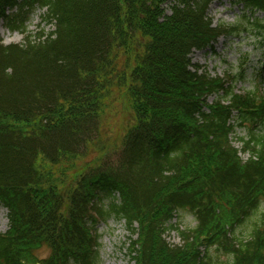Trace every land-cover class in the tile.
I'll use <instances>...</instances> for the list:
<instances>
[{
  "label": "trees",
  "instance_id": "trees-1",
  "mask_svg": "<svg viewBox=\"0 0 264 264\" xmlns=\"http://www.w3.org/2000/svg\"><path fill=\"white\" fill-rule=\"evenodd\" d=\"M214 1L173 0L167 14L169 0H0V24L23 35L8 45L0 36V206L9 222L0 264H28L46 242L53 253L36 264H97L99 226L110 219L132 235L136 264H264V92L238 93L245 71L212 76L191 58L222 37H251L263 73L264 0H233L236 21L217 25ZM37 9L53 30L29 31ZM131 43L133 69L128 76V60L116 76L133 98V125L118 160L77 182L64 216L65 197L43 192L37 160L87 154L115 50ZM237 128L247 131L246 160L230 140ZM180 212L196 226L173 224ZM170 230L181 244L166 241Z\"/></svg>",
  "mask_w": 264,
  "mask_h": 264
},
{
  "label": "rangeland",
  "instance_id": "rangeland-1",
  "mask_svg": "<svg viewBox=\"0 0 264 264\" xmlns=\"http://www.w3.org/2000/svg\"><path fill=\"white\" fill-rule=\"evenodd\" d=\"M173 0L165 5L167 14H170L169 7ZM240 11L233 4V0H216L210 7L209 17L215 24L234 23L236 16ZM44 11L37 9L34 11L29 21V31L36 33L40 28L46 31L53 30V27L42 20ZM0 35L5 44H22L23 35L19 31L11 32L4 23L0 24ZM139 44L131 43L129 48H117L115 50L116 69L110 71L108 79H111V86L104 88L99 98L101 115V126L99 138L92 142L87 154L83 157H67L59 163L53 164L40 156L37 160V168L44 179L41 189L44 193H55L65 197L61 213L68 215L70 202L69 198L76 187L77 182L93 172V170L102 166L106 161L116 162L119 151L122 148L123 139L128 129L133 125L134 102L128 87L120 86L117 72L120 76L124 75L125 66L128 60L127 75L129 76L135 60L137 58V48ZM258 44L251 37L242 38H221L214 44V50L196 51L191 55L192 62L202 66L212 76L232 75L236 77L245 71L244 80L235 84L237 91H249L254 87L260 88L264 92V82H261L259 62L261 53L258 50ZM129 73V74H128ZM226 77V76H225ZM261 86V87H260ZM213 99H210L211 101ZM8 123H15L21 128L32 129L37 123H16L12 119L5 120ZM247 131L244 128H237L232 138L234 146L241 148L240 138H246ZM180 222V224H178ZM173 224L180 225L181 229H192L196 226L195 218L188 212H180L177 218L172 221ZM9 227L7 211L0 206V233H6ZM100 248L99 262L97 264H136L131 254L133 240L132 235L127 230L122 221L110 219L108 222L101 223L99 226ZM165 239L172 245L181 244V240L176 231L170 230L166 233ZM53 253L50 242L44 243L32 257L28 258V264H36L39 261L47 259ZM212 254L220 256V253L213 249ZM221 258L225 259L224 256Z\"/></svg>",
  "mask_w": 264,
  "mask_h": 264
}]
</instances>
